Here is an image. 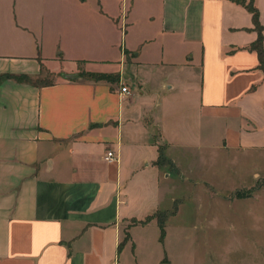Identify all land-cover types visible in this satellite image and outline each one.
Listing matches in <instances>:
<instances>
[{
	"label": "crops",
	"instance_id": "crops-1",
	"mask_svg": "<svg viewBox=\"0 0 264 264\" xmlns=\"http://www.w3.org/2000/svg\"><path fill=\"white\" fill-rule=\"evenodd\" d=\"M259 33L264 52V0H0V264H119L155 222L140 190L161 184L160 158L200 156L204 134L231 178L251 173L233 189L254 187Z\"/></svg>",
	"mask_w": 264,
	"mask_h": 264
},
{
	"label": "rangeland",
	"instance_id": "rangeland-1",
	"mask_svg": "<svg viewBox=\"0 0 264 264\" xmlns=\"http://www.w3.org/2000/svg\"><path fill=\"white\" fill-rule=\"evenodd\" d=\"M57 62L46 63L56 67ZM41 73L40 81L53 79L49 73ZM209 135L204 134L200 142V156L181 155L172 165L160 158L161 184L140 190L145 199L159 198L158 209L142 221L155 222L134 231L137 248L122 250L119 264H160L162 259L161 264H264V177L257 175L254 187L233 189L242 183L236 182V176L251 184V173L241 171L231 178L230 170L235 168L227 161L232 158L214 156L219 149L218 135ZM254 163L264 174V157H256ZM170 170L172 174L163 178ZM160 219L165 224L163 236ZM132 224L129 221L125 229ZM122 238L129 240V232Z\"/></svg>",
	"mask_w": 264,
	"mask_h": 264
},
{
	"label": "trees",
	"instance_id": "trees-1",
	"mask_svg": "<svg viewBox=\"0 0 264 264\" xmlns=\"http://www.w3.org/2000/svg\"><path fill=\"white\" fill-rule=\"evenodd\" d=\"M251 12H252V17H253V22L255 27L259 30V24L257 21V11L253 8H251ZM262 36L259 33L257 39L255 42H253L251 44V48L255 49L257 54H258V59H259V64L258 67L263 71L264 73V52H263V48H262ZM81 75H86L92 79L95 80H104V81H108V82H116L118 80V75L115 74H107V73H82ZM15 78L19 79V80H27V81H32L33 79L28 77L27 75H21V76H15ZM35 83H40V82H35ZM164 219H160L158 222V226L160 228L161 231V236L164 235L165 230H164Z\"/></svg>",
	"mask_w": 264,
	"mask_h": 264
},
{
	"label": "built area",
	"instance_id": "built-area-1",
	"mask_svg": "<svg viewBox=\"0 0 264 264\" xmlns=\"http://www.w3.org/2000/svg\"><path fill=\"white\" fill-rule=\"evenodd\" d=\"M120 92L122 93V94H129L130 92H129V90L127 89V87H125V86H122L121 88H120ZM108 161H112V160H114L115 159V156H114V153H113V151H108L107 152V154H106V157H105Z\"/></svg>",
	"mask_w": 264,
	"mask_h": 264
},
{
	"label": "water",
	"instance_id": "water-1",
	"mask_svg": "<svg viewBox=\"0 0 264 264\" xmlns=\"http://www.w3.org/2000/svg\"><path fill=\"white\" fill-rule=\"evenodd\" d=\"M77 75L76 74H65L64 75V77H66V78H74V77H76Z\"/></svg>",
	"mask_w": 264,
	"mask_h": 264
}]
</instances>
